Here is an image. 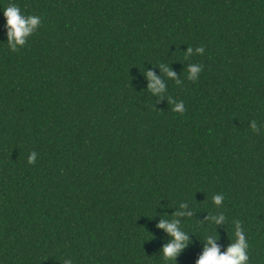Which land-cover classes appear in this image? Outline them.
Segmentation results:
<instances>
[{"label": "trees", "instance_id": "trees-1", "mask_svg": "<svg viewBox=\"0 0 264 264\" xmlns=\"http://www.w3.org/2000/svg\"><path fill=\"white\" fill-rule=\"evenodd\" d=\"M9 2L41 23L13 52L0 12V264H195L234 218L264 264V0ZM182 201L189 242L166 260L157 223Z\"/></svg>", "mask_w": 264, "mask_h": 264}, {"label": "clouds", "instance_id": "clouds-1", "mask_svg": "<svg viewBox=\"0 0 264 264\" xmlns=\"http://www.w3.org/2000/svg\"><path fill=\"white\" fill-rule=\"evenodd\" d=\"M0 12L4 17V29L6 36L7 47L10 51H17L19 47L25 45L27 37H29L41 23V18L34 14L25 15L21 12L18 4L9 2L6 6H0ZM204 51L202 46H198L193 49L191 46L184 51L185 57L192 56L193 54H202ZM161 72L167 77H173L174 73L168 68L166 64H161ZM201 66L199 64L187 65V79L195 80L194 73L200 72ZM145 75L148 79V89L150 92L161 93L165 89L166 85L162 82L152 71L145 70ZM179 84L180 80L174 79ZM170 104H172V110L174 112L183 113L184 105L183 101H172L168 98ZM250 127L253 131H257V125L254 121L250 122ZM36 153L31 152L27 157L29 164L34 163ZM224 199L223 193L213 194L211 201L214 205L220 206ZM191 216V212L188 210L187 202H180L176 210L172 213L171 219H161L157 223V227L164 230L171 239L162 245L161 254L164 259H171L175 261V258L183 251L189 242L188 232L184 231L180 225L181 221L178 217ZM215 226L219 225L222 221L226 222V216L224 212H219L211 216L206 217ZM231 227L234 239H230V242L221 251V246L217 242L218 237L216 235H207L203 241L202 250L195 260V264H248V242L245 237L244 230L240 220L233 219L231 221ZM216 230V228H215ZM61 264H73L71 258H63Z\"/></svg>", "mask_w": 264, "mask_h": 264}]
</instances>
